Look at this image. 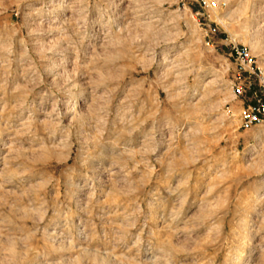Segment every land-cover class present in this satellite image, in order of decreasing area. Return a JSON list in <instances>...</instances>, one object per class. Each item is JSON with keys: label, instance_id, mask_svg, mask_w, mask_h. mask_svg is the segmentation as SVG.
<instances>
[{"label": "rangeland", "instance_id": "rangeland-1", "mask_svg": "<svg viewBox=\"0 0 264 264\" xmlns=\"http://www.w3.org/2000/svg\"><path fill=\"white\" fill-rule=\"evenodd\" d=\"M203 1L0 0V264H264V0Z\"/></svg>", "mask_w": 264, "mask_h": 264}, {"label": "built area", "instance_id": "built-area-1", "mask_svg": "<svg viewBox=\"0 0 264 264\" xmlns=\"http://www.w3.org/2000/svg\"><path fill=\"white\" fill-rule=\"evenodd\" d=\"M217 6L214 1L204 0L202 2V7L205 10H213ZM234 49L239 70L249 75H254L257 81L256 88L248 87V90L252 92L253 100L247 105L241 115L242 127L245 130H251L254 126L264 123V69L258 65L254 55L247 47L236 45ZM243 90L245 91L246 88H240L239 92L242 94Z\"/></svg>", "mask_w": 264, "mask_h": 264}]
</instances>
